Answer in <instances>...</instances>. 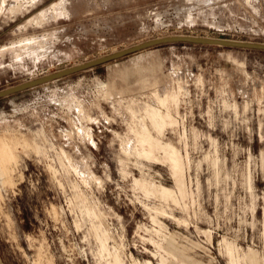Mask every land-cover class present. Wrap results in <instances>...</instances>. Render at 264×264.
<instances>
[{"label": "rangeland", "instance_id": "1", "mask_svg": "<svg viewBox=\"0 0 264 264\" xmlns=\"http://www.w3.org/2000/svg\"><path fill=\"white\" fill-rule=\"evenodd\" d=\"M177 33L264 42V0H0V89ZM264 50L165 42L0 97V264H264Z\"/></svg>", "mask_w": 264, "mask_h": 264}, {"label": "water", "instance_id": "2", "mask_svg": "<svg viewBox=\"0 0 264 264\" xmlns=\"http://www.w3.org/2000/svg\"><path fill=\"white\" fill-rule=\"evenodd\" d=\"M183 41L188 43H200V44H216L220 46H234V47H244L249 49H262L264 50V42L259 41H246V40H235L231 38H219L212 36H200V35H189V34H181L177 33L176 35H161L160 37L146 39L145 41L135 43L129 45V47L121 48L115 50L112 53L100 55L96 58L85 60L81 63L68 65L66 68L54 70L51 73L42 74L36 76V78L29 79L26 81H22L18 84L7 86L4 89H0V97H3L7 94L19 92L22 89H27L31 87H35L36 85L51 81L52 79L60 78L63 76H67V74H71L74 72L82 71L83 69L94 67L100 63H104L110 60H114L115 58L122 57L128 55L132 52L142 50L145 47L158 45L165 42H176Z\"/></svg>", "mask_w": 264, "mask_h": 264}, {"label": "crops", "instance_id": "3", "mask_svg": "<svg viewBox=\"0 0 264 264\" xmlns=\"http://www.w3.org/2000/svg\"><path fill=\"white\" fill-rule=\"evenodd\" d=\"M263 163H264V160H263Z\"/></svg>", "mask_w": 264, "mask_h": 264}]
</instances>
